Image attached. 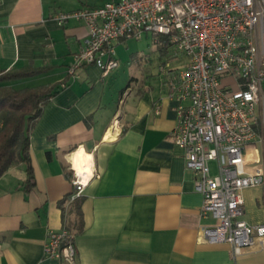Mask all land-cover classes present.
I'll list each match as a JSON object with an SVG mask.
<instances>
[{
	"label": "crops",
	"instance_id": "obj_1",
	"mask_svg": "<svg viewBox=\"0 0 264 264\" xmlns=\"http://www.w3.org/2000/svg\"><path fill=\"white\" fill-rule=\"evenodd\" d=\"M112 1L0 0V73L47 68L5 85H55L57 91L29 136L33 187L25 188L22 163L0 177V264H64L43 254L48 231L63 229L72 236L75 264H264V250L251 247L235 256L227 244L199 239V229L215 221L200 216L194 173L174 145L177 102L168 97L163 73L134 79L122 91L107 79L111 72L103 76L96 66L68 74L86 28L75 20L58 26L53 17ZM35 79L37 85H25ZM115 98L124 100L122 111ZM254 130L246 168L260 170L263 183L242 192L248 225L264 224V102L255 109ZM78 152L92 156L93 171L79 198L68 203L77 173L70 155Z\"/></svg>",
	"mask_w": 264,
	"mask_h": 264
},
{
	"label": "built area",
	"instance_id": "obj_2",
	"mask_svg": "<svg viewBox=\"0 0 264 264\" xmlns=\"http://www.w3.org/2000/svg\"><path fill=\"white\" fill-rule=\"evenodd\" d=\"M53 20L58 26L75 20L86 28L69 75L96 66L107 76L118 66L114 42L147 34L156 43L166 38L182 54L179 68L162 73L168 97L177 102L174 145L194 173L200 216L215 221L199 229V239L227 244L235 256L251 247L264 250V224L242 219L243 190L263 183L260 170L247 172L246 149L256 137L255 109L264 102V0H116ZM80 178L74 173L68 203L83 192ZM43 254L75 264L72 236L65 229L48 231Z\"/></svg>",
	"mask_w": 264,
	"mask_h": 264
},
{
	"label": "trees",
	"instance_id": "obj_3",
	"mask_svg": "<svg viewBox=\"0 0 264 264\" xmlns=\"http://www.w3.org/2000/svg\"><path fill=\"white\" fill-rule=\"evenodd\" d=\"M164 39L167 41L166 38ZM46 70L47 68L29 65L18 70L0 73V177L12 165L22 163L25 165L27 174L24 184L27 190L34 185L29 157V136L44 106L57 94L56 86L17 90L5 84L36 77ZM68 77L64 79V82ZM75 213L81 216L80 202L75 205Z\"/></svg>",
	"mask_w": 264,
	"mask_h": 264
},
{
	"label": "rangeland",
	"instance_id": "obj_4",
	"mask_svg": "<svg viewBox=\"0 0 264 264\" xmlns=\"http://www.w3.org/2000/svg\"><path fill=\"white\" fill-rule=\"evenodd\" d=\"M116 60L118 66L108 76L115 88L124 90L128 83L137 80L143 82L157 79L162 75V69L179 68L184 57L173 46L160 37L156 43L151 35H143L140 40L125 39L121 40L115 46ZM39 81L29 80L26 86L37 85ZM124 99V98H123ZM114 104L122 111L124 109V100L119 103L116 98ZM212 173L215 167L211 165Z\"/></svg>",
	"mask_w": 264,
	"mask_h": 264
},
{
	"label": "bare ground",
	"instance_id": "obj_5",
	"mask_svg": "<svg viewBox=\"0 0 264 264\" xmlns=\"http://www.w3.org/2000/svg\"><path fill=\"white\" fill-rule=\"evenodd\" d=\"M75 155V154H74ZM73 154L70 155V162L73 170L81 176V181L83 183L87 182L88 178L92 175L93 162L92 156L86 155L85 153H76L75 157ZM76 159L77 161H75Z\"/></svg>",
	"mask_w": 264,
	"mask_h": 264
}]
</instances>
